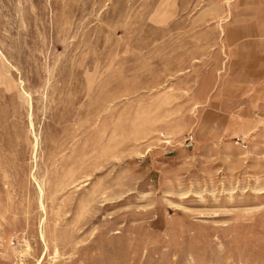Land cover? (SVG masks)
I'll use <instances>...</instances> for the list:
<instances>
[{
    "label": "rangeland",
    "instance_id": "374dc122",
    "mask_svg": "<svg viewBox=\"0 0 264 264\" xmlns=\"http://www.w3.org/2000/svg\"><path fill=\"white\" fill-rule=\"evenodd\" d=\"M0 264H264V0H0Z\"/></svg>",
    "mask_w": 264,
    "mask_h": 264
},
{
    "label": "bare ground",
    "instance_id": "6f19581e",
    "mask_svg": "<svg viewBox=\"0 0 264 264\" xmlns=\"http://www.w3.org/2000/svg\"><path fill=\"white\" fill-rule=\"evenodd\" d=\"M30 123H31L30 124L31 128L33 129L34 128V125H33L34 123L32 121V114L30 115ZM37 147H38V139L36 140V143L34 144V149H37ZM38 188H39V191H40V197L42 198L43 197V194H44V190H43L44 188L41 186V183L38 184ZM41 204H42L41 205L42 208L45 210V206H44L45 204H43L42 200H41ZM42 222L44 223V221H42ZM41 237H42L43 241L46 242V238H45L46 236L44 235L43 230H41Z\"/></svg>",
    "mask_w": 264,
    "mask_h": 264
},
{
    "label": "crops",
    "instance_id": "0c3cea01",
    "mask_svg": "<svg viewBox=\"0 0 264 264\" xmlns=\"http://www.w3.org/2000/svg\"><path fill=\"white\" fill-rule=\"evenodd\" d=\"M248 1H250V2H253V3H254V1H256V0H248ZM258 1H260V0H258Z\"/></svg>",
    "mask_w": 264,
    "mask_h": 264
}]
</instances>
